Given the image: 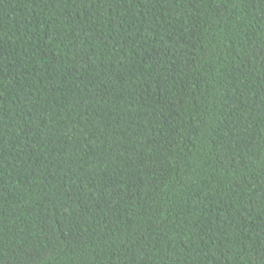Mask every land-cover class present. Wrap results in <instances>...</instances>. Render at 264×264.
Listing matches in <instances>:
<instances>
[{
	"label": "trees",
	"instance_id": "1",
	"mask_svg": "<svg viewBox=\"0 0 264 264\" xmlns=\"http://www.w3.org/2000/svg\"><path fill=\"white\" fill-rule=\"evenodd\" d=\"M0 264H264V0H0Z\"/></svg>",
	"mask_w": 264,
	"mask_h": 264
}]
</instances>
